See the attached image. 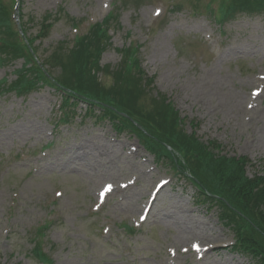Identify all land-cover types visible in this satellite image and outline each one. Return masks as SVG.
I'll return each mask as SVG.
<instances>
[{
	"label": "rangeland",
	"instance_id": "obj_1",
	"mask_svg": "<svg viewBox=\"0 0 264 264\" xmlns=\"http://www.w3.org/2000/svg\"><path fill=\"white\" fill-rule=\"evenodd\" d=\"M138 1V7L134 0L119 1L123 9L116 4L119 23L101 67L114 69L119 50L136 43L142 69L154 78L153 97L173 103L188 134L195 121L202 141H217L229 156L264 168V16L240 15L220 27L187 5L174 12L169 0ZM18 4L14 21L20 14L30 37L42 17L63 11L34 44L41 62L115 7L114 0ZM22 66V60L0 63V81L14 82ZM252 101L255 122L247 115ZM86 111L80 103L67 118L61 95L46 86L21 97L0 95V264H41L36 243L47 264H257L231 252L233 234L217 209L196 204L194 188L167 162H157L133 135L86 118Z\"/></svg>",
	"mask_w": 264,
	"mask_h": 264
},
{
	"label": "trees",
	"instance_id": "obj_2",
	"mask_svg": "<svg viewBox=\"0 0 264 264\" xmlns=\"http://www.w3.org/2000/svg\"><path fill=\"white\" fill-rule=\"evenodd\" d=\"M15 4V0H0V63L22 60L23 66L14 82H0V94L14 92L20 97L39 86H49L61 95L64 113L82 103L88 116L110 123L117 134L135 135L158 162H167L192 185L197 204L217 209L219 220L234 236L232 251L264 264V170L257 171L247 157L224 154L223 147L215 141L202 142L196 135L195 122H190L193 130L188 134L186 121L172 103L162 94L153 97L154 79L141 69L135 45L120 50L121 61L114 69L101 67V56L110 45L109 29L118 25L117 14L89 26L85 34L76 36L71 48L59 43L41 62L34 44L46 38L54 23L50 16H44L38 33L30 37L22 17L21 36L12 20ZM218 5L217 12L211 13L218 14L219 23L237 14L264 13V0H220ZM210 6L211 2L206 9L210 10ZM70 21L78 28L76 21ZM28 22L34 24V19ZM50 70H60L61 75L56 78ZM248 169L254 170L252 176L247 174ZM33 255L40 263L50 262L40 243L35 244Z\"/></svg>",
	"mask_w": 264,
	"mask_h": 264
},
{
	"label": "bare ground",
	"instance_id": "obj_3",
	"mask_svg": "<svg viewBox=\"0 0 264 264\" xmlns=\"http://www.w3.org/2000/svg\"><path fill=\"white\" fill-rule=\"evenodd\" d=\"M253 105L251 106V113H252V115H250V114H247L248 116H250V118H249V120L250 121H252V122H255V121H257V118H256V116H257V110H256V108H254L253 106H255V101H252L251 102ZM121 188V187H120ZM119 190L120 191V189L119 188H115V190ZM216 249V248H215ZM210 250H213V248H208L207 249V253L210 251ZM201 253L203 254L204 253V250L202 251L201 250ZM207 253H205V255H204V257L207 255Z\"/></svg>",
	"mask_w": 264,
	"mask_h": 264
},
{
	"label": "snow or ice",
	"instance_id": "obj_4",
	"mask_svg": "<svg viewBox=\"0 0 264 264\" xmlns=\"http://www.w3.org/2000/svg\"><path fill=\"white\" fill-rule=\"evenodd\" d=\"M110 189H111V186H108V188H106L105 191H110ZM103 195H104V192L101 193V196ZM193 247H198V246L194 245Z\"/></svg>",
	"mask_w": 264,
	"mask_h": 264
}]
</instances>
